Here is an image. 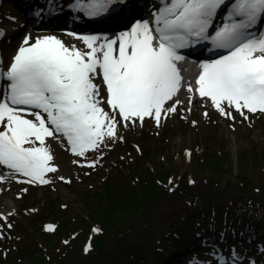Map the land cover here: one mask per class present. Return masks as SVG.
Returning <instances> with one entry per match:
<instances>
[{"label": "snow or ice", "instance_id": "6c2138e0", "mask_svg": "<svg viewBox=\"0 0 264 264\" xmlns=\"http://www.w3.org/2000/svg\"><path fill=\"white\" fill-rule=\"evenodd\" d=\"M127 5L128 0H74L70 7L102 17ZM68 35L82 46L53 34H27L9 62L0 59V169L8 170L0 171V182L50 184L59 166L49 140L65 144L81 168L93 169L99 159L89 156L123 141L122 130L146 121L159 128L180 115L182 106L191 112L197 98L230 121L236 120L233 113L243 120L264 116V0H157L148 18L114 36ZM195 46L211 55L189 79L181 50ZM45 227L56 231L54 224ZM211 255L215 264L244 259L235 250L225 256L213 249Z\"/></svg>", "mask_w": 264, "mask_h": 264}, {"label": "rangeland", "instance_id": "374dc122", "mask_svg": "<svg viewBox=\"0 0 264 264\" xmlns=\"http://www.w3.org/2000/svg\"><path fill=\"white\" fill-rule=\"evenodd\" d=\"M7 3L9 4V1ZM17 14L18 11L13 7L12 3L8 8L0 7V25L5 26L8 23L4 17L12 19L11 22L14 23L18 19ZM28 24L29 22L25 23L23 29ZM54 31L57 35H61L59 30L56 29ZM35 32L37 33L36 36L46 33L37 30ZM192 105H196L195 102ZM201 106L197 107V109L191 107V112L185 111L183 115L174 118L170 117L162 121V126L159 128L155 126L154 122L146 121L143 127H129L122 130L121 135L125 138L123 141L110 142L109 146L103 149L102 153L98 152L89 156L90 160L99 159V164L93 169L87 167L81 168L73 162L77 159V157H74L69 169L65 171L61 169L62 167L59 163L55 162L59 166V171L55 174H50L52 182L50 183L51 185L48 184V187L29 184L18 185L19 199L15 204L11 201L9 203L13 207L19 206V208L13 210L7 216L0 217V230H2V238H0V264H13L14 261L18 264H31L30 259L32 257L30 255L41 257L40 253L45 245L48 246L50 242H54L46 241L49 236L56 238L61 234L62 241L64 236L67 239V236L72 234H75L73 238H77L81 229L77 228L75 230L74 228L68 232V229L63 226L64 219L58 216V213L59 210L65 211L67 217H71L70 219L75 223L81 222L83 217L88 218V209L85 210L82 198H80V191L82 189L87 190V193H91L90 199L95 201L98 198L97 191L102 187L104 180H116L122 184H125L127 181L135 183L139 179L146 178V168H149L154 175L161 173L163 171L162 163H165L167 168L173 171L174 164L179 165L181 173H183L184 171L182 170L190 171L192 169L193 158L201 161L199 158L201 159L206 151H209V154L213 156L216 154L215 157L220 162L223 161L226 165H230L233 168L234 176L228 180L225 178L226 174L218 177L215 188L210 189L207 187L208 171L199 177L200 189L196 190L194 188L190 191L198 194L208 193L209 195H213L218 201L228 202L230 205L229 211H234L236 206L232 204V200L234 196L239 194L240 187L238 178L237 180L234 178L236 175H244V172H246L250 185L248 195L254 201L263 203L264 197L261 187L263 185L262 178L264 177V116L260 114L249 115L248 120H243L238 114L233 113L236 116V120L230 121L221 117L219 113L215 114V111L212 109ZM208 109L210 110L209 116L204 117L203 113L208 111ZM194 112L197 113L193 114ZM183 116H186L187 119H183ZM192 120L198 123L193 125L191 123ZM230 124H239L240 130H233L229 126ZM190 134L194 137L192 142L188 138L185 143L178 144L180 140L184 139L183 137H190ZM140 144L144 150H141ZM145 146L147 149H145ZM61 148L64 147L61 146ZM146 151H150V155L147 156L143 153ZM240 152L246 153L248 160L241 161L239 166L237 165V157ZM227 154H229L232 164L229 159H224ZM101 155L102 159H100ZM254 159L256 162L259 160V163H256L255 167L251 165L248 169L247 163L251 164ZM168 160L171 161L168 163ZM81 162H83L82 158ZM206 162L207 156H204L203 165ZM210 163H212L211 160ZM227 169L231 170V168ZM61 175L66 178L65 181L58 179ZM122 175L124 176L123 179ZM69 179L71 182H66ZM24 188H27L28 191L23 192L22 189ZM162 188L168 192V187L162 186ZM182 195L185 194L180 192L170 193V198L165 202L162 209L154 215L155 217L150 219L152 221L149 220L148 224L142 222L144 224L141 226L142 235L144 238L150 237L152 244L144 250L145 260L142 264H171L167 255L171 254L175 245H180L181 242L176 239L174 240L173 235L167 229L170 228L169 224L171 221L175 222L177 215H184L179 214L180 212L186 213L187 211L191 215L199 214L200 218L208 214L209 208L202 209L196 207L190 209V199L182 197ZM237 199L241 200V198ZM177 201L181 206L174 207ZM250 207L253 208L252 206ZM178 208L180 209L179 213ZM209 215H211V218L206 222L212 224L213 231L215 230L213 226L215 219L218 218L220 220V227L216 228L217 233H205L206 226H204V220L189 223L185 217H182L176 223L175 234L188 236V232L192 235L189 238L190 241L185 244L189 246L188 248L185 245L175 248L176 253H178L176 256L188 251L191 247L190 242L192 245L196 243L204 245L213 240V249H216L225 256H228L232 250H235L241 257L246 259L245 261L264 264V224L248 226L246 223H240L236 229L229 230L225 226V213L221 208L216 206V209ZM61 220L63 222L60 224ZM8 224H11L12 227L8 228ZM47 224L56 225V231H47L45 227ZM234 230L239 232V236ZM203 234H207L208 238L202 239L201 235ZM197 236L201 238L197 239ZM110 240H107L105 249L113 251L114 248ZM195 240L198 241L195 242ZM62 241L59 244L60 248L65 247ZM225 243L232 247H224ZM43 252L47 254L46 251ZM203 252L201 249H198L196 253L186 256L181 264H200L201 260L207 262L208 260L215 259L214 257L209 259L203 258L201 256ZM92 254L96 255L93 247L85 251L83 245L82 250L78 254L73 252V259L74 261L84 263L83 260ZM122 264L133 263L126 256Z\"/></svg>", "mask_w": 264, "mask_h": 264}, {"label": "trees", "instance_id": "16d2710c", "mask_svg": "<svg viewBox=\"0 0 264 264\" xmlns=\"http://www.w3.org/2000/svg\"><path fill=\"white\" fill-rule=\"evenodd\" d=\"M140 147L141 150H144L141 144ZM145 149H147L146 146ZM143 153L147 156L150 155V151ZM215 155L216 154H214V156L210 155L209 151H206L204 153V156H207L205 165H203L204 156H202L201 159L199 158L201 161L193 158L192 169L190 171L182 170L184 171L183 173H181L179 165H175L173 162L174 171L172 169L169 170L165 163H162L163 171L161 173L154 175L149 168H146V178L139 179L135 181V183L127 181L125 184H122L116 180H104L102 182V187L97 191L98 198L95 201L90 199L91 193H87V190L82 189L80 191V198H82L85 210L88 209V218L83 217L81 222L75 223L70 219L71 217H67L65 211L59 210L58 213V216L64 219V222L61 220L60 224L63 222V226L68 229V232L74 228L75 230H77V228L81 229L77 238H73L75 234H72L67 236V239L64 236L62 241L61 234L56 238L49 236L46 241L54 242H50L48 246L45 245L40 253L41 257L30 255L32 257L30 259L31 264H122L126 256L133 264H142L145 260L144 250L152 244L150 237H143L141 226L152 221L150 219L155 217L154 215L162 209L172 192L184 193L185 195H182V197L186 196L187 198H191L190 209L196 207L202 209L209 208L208 214L204 215L202 218L199 217V214L191 215L186 211L184 215H177L175 222H170V228H168L167 231L173 235L174 240L176 239L181 243L183 240L192 237L187 231L188 236L184 234H175L176 223L182 217H185L189 223L197 220H204V226H206L204 232L217 233L216 228L220 227V220L218 218L215 219L213 223L215 227L214 231L212 230V224L206 222L211 218L209 214L216 209V206L221 208L225 213L224 223L229 230L236 229L238 227L237 225L240 223H246L248 226L264 224V210L258 206V202L254 201L248 195L250 185L246 172H244V175L235 174L236 176L234 179L237 180L238 178L240 187L239 194L234 196L232 200V204L236 206L234 211H229L230 205L228 202L218 201L213 195H209L208 193L198 194L190 191L194 188H196V190L200 189L199 177L206 174L208 171L207 187L210 189L215 188L218 177L226 174L225 178L228 180L234 176L232 171L233 168L228 164L226 165L223 161L220 162ZM225 156L224 159L227 158L231 161L229 154ZM237 158V165L240 166L241 161L248 160V155L240 152ZM209 159L212 163H210ZM255 159L251 164L247 163L248 169L251 165L255 167L256 163H259V160L256 162ZM170 161L171 160H168V163ZM227 168H231V170ZM123 178L124 176L122 175V179ZM262 180L263 185L261 191L264 197V177ZM162 186L168 187V192L163 189ZM237 198H241V200ZM176 206H181L178 201L175 203L174 207ZM179 212L180 209L178 208V213ZM183 213L184 212H182V214ZM79 214L81 215V213ZM142 222L144 224H142ZM94 228H98L100 231L94 232ZM234 232L239 236L238 231L234 230ZM107 240L112 242L113 251L105 249ZM61 241L62 244L65 245L63 248L59 246ZM65 241H67V243H65ZM89 243H92L96 255H89L83 260L84 263L77 262L76 260L74 261L73 252L78 254L82 250L83 245L85 249ZM180 245H175L174 249L178 248ZM43 251H46L47 254ZM170 255L171 254H169V256ZM13 264L18 263L14 261Z\"/></svg>", "mask_w": 264, "mask_h": 264}, {"label": "bare ground", "instance_id": "6f19581e", "mask_svg": "<svg viewBox=\"0 0 264 264\" xmlns=\"http://www.w3.org/2000/svg\"><path fill=\"white\" fill-rule=\"evenodd\" d=\"M134 1L135 0H132L131 4ZM66 2H67V0H44V2H42V4L38 5V4H36L35 0H30L29 4L27 6H24L21 8V19L24 18L25 16H27L33 10L36 11L41 17L45 18L46 14H50V17H51L54 10L57 8H62ZM131 15H132V13H131V11H129L128 13H122L121 17L126 19V18H130ZM57 19H58V22L55 24H61V23L69 21L64 16L58 17ZM35 23L46 24L45 20H35ZM78 23H75V24L78 25ZM109 23H110V20H105V21L99 22L98 24H95V23L90 24L92 26H88V27L93 28V26H100V25L101 26H108ZM15 27H16V32H17L20 28V22L19 21L15 22ZM69 29H71V28H69ZM1 30H3V28ZM27 34H31L32 36L37 35V34L32 33L31 31L27 32ZM27 34L22 35L20 40L15 45L10 47V50L8 52V55L6 56V59L3 60L4 62H7L11 59L12 55L15 53L16 49L20 45L24 36ZM46 34L56 35L59 38H61L62 40H64L66 44H76L78 47L82 46V42L75 39L74 36H70V35H66V34L57 35L56 33H52V32H48ZM185 67H188V69H189V71L186 73V76H188L189 79L193 78L198 72V69L196 68V66L186 65ZM181 98L184 99L183 96ZM198 99L199 98H197L196 100L193 101V102H195L196 105H192L193 104L192 103L191 107H193L195 109H197V107H199L200 105H202L201 107H204V105L202 103L198 102ZM212 110L215 111L214 109H212ZM184 112L185 111L183 110V106H182V111H181L180 115H183ZM208 112L210 113L209 109H208ZM196 113L197 112H194L193 114H196ZM215 114H217L216 111H215ZM180 115H174V116H172V118L180 116ZM232 128H233V130H236V129L240 130V125L235 124ZM183 138L185 140L184 139L180 140L178 142V144L185 143L188 138H189L188 140L191 142L194 140V137L192 136V134H190V137H183ZM48 142H49V144H51L52 151H53V154L55 157V162L60 164V166L62 167L61 168L62 170L65 171V170L69 169V167L72 163V159L75 156L71 153L70 150L67 149L65 144H62L59 142H53L51 140H49ZM61 146L64 148H61ZM0 171H3L5 175H7V173H8L7 169H0ZM18 185H22V184L17 183L16 180L12 179V178H9L5 182H0V217H2L3 215L10 214L11 212H13V210H17L19 208V206L13 207V205L11 203H9L10 201L14 202V204L17 203V200L19 199V194H18V190H17ZM36 185L41 186V187H44V186L48 187V185H38V184H36ZM179 214H182V212H180ZM183 214H185V212Z\"/></svg>", "mask_w": 264, "mask_h": 264}, {"label": "water", "instance_id": "95a60500", "mask_svg": "<svg viewBox=\"0 0 264 264\" xmlns=\"http://www.w3.org/2000/svg\"><path fill=\"white\" fill-rule=\"evenodd\" d=\"M263 199V198H262ZM264 200V199H263ZM259 205L264 208V202H259Z\"/></svg>", "mask_w": 264, "mask_h": 264}]
</instances>
